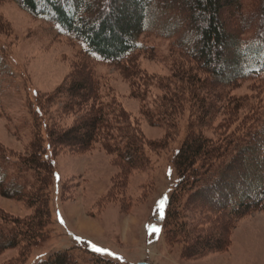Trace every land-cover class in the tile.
<instances>
[{
  "label": "trees",
  "instance_id": "16d2710c",
  "mask_svg": "<svg viewBox=\"0 0 264 264\" xmlns=\"http://www.w3.org/2000/svg\"><path fill=\"white\" fill-rule=\"evenodd\" d=\"M13 1L79 43L83 59L64 86L38 94L35 107L27 106L34 121L29 154L7 152L0 143V191L33 210L24 218L0 212V253L19 248L7 264H26L30 250L49 236L54 159L61 147L87 152L99 146L129 177L148 168L149 152L167 149L187 115L185 139L173 159L177 182L166 206L164 240L181 246L182 259L226 251L230 226L264 212V111L251 104L252 96L233 94L243 83L264 77V0H227L225 6L223 0H196V11L184 0H133L144 5L134 23L122 13L112 20L110 7L128 0ZM0 28L12 29L1 17ZM142 35L170 40L171 76L141 70L139 56L149 49L140 42ZM100 63L129 80L131 96L142 103L141 117L166 130L161 141L148 144L140 122L112 91L103 95ZM55 106L58 113L82 117L64 130L47 114ZM213 218L221 221L214 238L194 230L197 222ZM34 264L119 263L74 246Z\"/></svg>",
  "mask_w": 264,
  "mask_h": 264
},
{
  "label": "rangeland",
  "instance_id": "374dc122",
  "mask_svg": "<svg viewBox=\"0 0 264 264\" xmlns=\"http://www.w3.org/2000/svg\"><path fill=\"white\" fill-rule=\"evenodd\" d=\"M225 1L221 2L223 6ZM184 3L186 8L196 11V0H184ZM143 6L134 5L133 0H128L124 6L113 4L110 7L112 20L122 13L133 18L134 23ZM0 17L12 28L9 33L0 28V143L7 152L29 154L34 121L27 106L35 107L38 94L47 95L65 85L75 64L83 59L79 55L83 48L60 33L57 27L33 18L13 0L0 3ZM139 40L149 48L139 56L141 70L157 78L171 76L170 40L152 35H142ZM96 72L103 95L112 91L140 122L148 144L161 141L166 130L141 117L142 103L131 96L129 80L106 63L98 64ZM255 88L259 93L254 92ZM233 94L248 100L252 96L251 104L261 105L264 111V77L257 82L243 83ZM56 109L57 106L52 107L47 114L64 130L75 126V120L82 117L80 113L74 117L64 115ZM187 116L167 149L149 152L148 168L134 171L129 177L120 174V167L99 146L87 152L61 147L54 159L56 173L50 190L49 236L30 250L26 264H34L56 251L74 246L92 250L119 264H264L262 211L244 216L230 226L229 246L223 252L199 259H182L181 246L170 247L165 243L164 215L177 182L173 159L185 139ZM46 121L42 117L43 132ZM49 154L51 156V152ZM111 191L112 195L108 196ZM123 198L128 211L124 210ZM0 212L8 218L33 214L26 201L9 198L1 191ZM220 223L213 218L197 222L193 228L201 236L214 238L219 234L216 230L220 229ZM96 248L103 251L98 252ZM18 255L17 247L3 251L0 264H7Z\"/></svg>",
  "mask_w": 264,
  "mask_h": 264
},
{
  "label": "snow or ice",
  "instance_id": "6c2138e0",
  "mask_svg": "<svg viewBox=\"0 0 264 264\" xmlns=\"http://www.w3.org/2000/svg\"><path fill=\"white\" fill-rule=\"evenodd\" d=\"M153 231H155V229H153ZM95 250L98 251V252L99 251H103L102 249H99V248H96Z\"/></svg>",
  "mask_w": 264,
  "mask_h": 264
},
{
  "label": "water",
  "instance_id": "95a60500",
  "mask_svg": "<svg viewBox=\"0 0 264 264\" xmlns=\"http://www.w3.org/2000/svg\"><path fill=\"white\" fill-rule=\"evenodd\" d=\"M138 264H150V263H147V262H140Z\"/></svg>",
  "mask_w": 264,
  "mask_h": 264
}]
</instances>
